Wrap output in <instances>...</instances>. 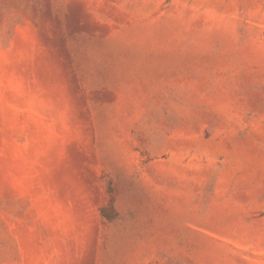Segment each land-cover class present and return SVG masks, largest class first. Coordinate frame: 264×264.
Here are the masks:
<instances>
[{
    "label": "rangeland",
    "instance_id": "374dc122",
    "mask_svg": "<svg viewBox=\"0 0 264 264\" xmlns=\"http://www.w3.org/2000/svg\"><path fill=\"white\" fill-rule=\"evenodd\" d=\"M0 264H264V0H0Z\"/></svg>",
    "mask_w": 264,
    "mask_h": 264
}]
</instances>
